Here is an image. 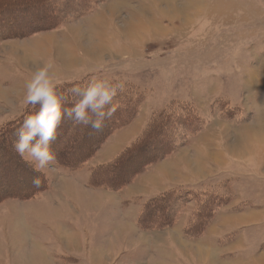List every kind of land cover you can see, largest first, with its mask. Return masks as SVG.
Masks as SVG:
<instances>
[{
	"label": "rangeland",
	"instance_id": "1",
	"mask_svg": "<svg viewBox=\"0 0 264 264\" xmlns=\"http://www.w3.org/2000/svg\"><path fill=\"white\" fill-rule=\"evenodd\" d=\"M47 61L65 93L94 77L124 90L99 132L65 119L41 173L13 144L38 109L25 83ZM263 134L264 0L2 4L0 264L22 258L24 220L42 264H264Z\"/></svg>",
	"mask_w": 264,
	"mask_h": 264
},
{
	"label": "clouds",
	"instance_id": "2",
	"mask_svg": "<svg viewBox=\"0 0 264 264\" xmlns=\"http://www.w3.org/2000/svg\"><path fill=\"white\" fill-rule=\"evenodd\" d=\"M60 81L54 63L43 62L25 83V104L33 108L16 130L13 149L34 171L43 172L55 160L51 144L57 139V129L67 119L83 128L96 132L105 127L117 111L114 97L124 90L123 83H113L108 78L94 77L83 87L73 85L67 93L60 90ZM71 103L72 107H65ZM39 186V176L33 178Z\"/></svg>",
	"mask_w": 264,
	"mask_h": 264
},
{
	"label": "crops",
	"instance_id": "3",
	"mask_svg": "<svg viewBox=\"0 0 264 264\" xmlns=\"http://www.w3.org/2000/svg\"><path fill=\"white\" fill-rule=\"evenodd\" d=\"M67 194V193H66ZM65 195V194H64ZM69 197L67 198L68 200H69V202L70 203H73L72 202V199H74L72 196H70V195H68ZM55 198H54V195H51V194H48V195H46L45 197H43V198H38V200H36L38 203L40 202V203H42V206H43V208L46 206V205H49V206H51L54 202H53V200H54ZM60 202V201H59ZM68 202V201H67ZM68 202V203H69ZM61 203V202H60ZM73 205H75L74 203H73ZM35 206H37V208H38V204L37 205H35L34 204V202L32 201L31 203H30V206L28 207V209L30 208V211H35V212H37V211H39V210H41L40 209V207H39V209H37V208H35ZM41 206V207H42ZM37 210V211H36ZM53 211H56V208L55 207H53ZM27 213H29V212H27ZM56 213V212H55ZM76 213L77 212H73V213H71V218H75L76 217ZM105 213V212H104ZM26 214V213H25ZM105 215H106V213H105ZM104 215V216H105ZM60 217V213H59V215L57 214V216H55L54 217V219L56 220V219H58ZM106 217V216H105ZM51 218V217H50ZM54 219H52L51 218V220H54ZM80 220H81V218H79ZM83 221V220H82ZM24 223L22 224V223H20V226L21 225H24L25 227H26V225H28L29 227H30V229L28 230V231H26L24 228H22V231H23V229H24V231H23V234L21 233V236H18V237H16L17 238V242H18V249H19V251H21V249L23 250V256H22V258H18L17 260H16V264H19L18 263V260L20 261L21 260V262H23V263H21V264H25V262L27 261V263L26 264H35L36 262L37 263H39V264H42L40 261H39V259H41V261H43V257L44 256H46V258H48V254H47V252H46V250L44 251V250H40L41 249V247L39 246V243H38V241H37V236H36V233L34 232V229H33V226H30L25 220L23 221ZM48 222H50V221H48ZM47 222V223H48ZM75 224H80V225H83L82 224V222L81 221H76L75 222ZM79 225V226H80ZM62 229V231H64V230H68V229H65L63 226L61 227ZM54 230H57V233H59V231L61 232V230L59 229V227H56ZM68 236H71L72 234H70V233H72V232H70V231H68V232H65ZM90 233H92V234H94V231L93 230H91V232ZM76 234V233H75ZM55 235L57 236V234H56V232H55ZM73 236V235H72ZM74 237V239H76V236H73ZM30 241V242H29ZM42 244V243H41ZM43 245H45V243L43 244ZM7 254H8V252H7ZM7 256V259H9L8 261L6 260V257L5 258H2V260H4V263L3 264H12V262H14V260H13V258L12 257H10V256H8V255H6ZM49 259V258H48ZM2 262V261H1Z\"/></svg>",
	"mask_w": 264,
	"mask_h": 264
},
{
	"label": "bare ground",
	"instance_id": "4",
	"mask_svg": "<svg viewBox=\"0 0 264 264\" xmlns=\"http://www.w3.org/2000/svg\"><path fill=\"white\" fill-rule=\"evenodd\" d=\"M95 51H97L96 49L93 51L92 50V52H90V50L88 51L89 53H91V55H92V53H94ZM64 53V52H63ZM62 60H64L65 61V64L67 63V62H69V61H71L73 58L72 57H68L67 55H65V54H62ZM31 58H32V56L31 55H29L28 53L27 54H23V56L21 57L20 56V61H23L24 63H29V62H31ZM262 125V123H261V118L258 120V123L254 126V131L256 130V132L255 133H259V126H261ZM257 128H259V129H257ZM247 133V132H246ZM259 135V134H258ZM257 135V136H258ZM264 135V134H263ZM262 135V136H263ZM247 136V135H246ZM257 138V137H256ZM263 138V137H262ZM250 139V138H249Z\"/></svg>",
	"mask_w": 264,
	"mask_h": 264
},
{
	"label": "trees",
	"instance_id": "5",
	"mask_svg": "<svg viewBox=\"0 0 264 264\" xmlns=\"http://www.w3.org/2000/svg\"><path fill=\"white\" fill-rule=\"evenodd\" d=\"M13 1V0H12ZM11 0H0V5H2V4H5V3H9V2H12ZM27 116L25 115L23 118H26ZM136 143V142H135ZM134 143V144H135ZM67 163V162H66ZM15 167V166H14ZM8 168V170H9V172H11V173H13L10 169L11 168H9V166L8 167H6V169ZM21 168V167H20ZM21 169H23V168H21ZM23 171V170H22ZM22 176H20V177H25V178H27V175H24V174H21ZM14 178V177H13ZM14 182H16V179L14 178V180H13ZM10 185V187H11V190L12 189H16V187L14 186V184H13V182H12V184H9ZM8 188V187H7ZM13 191V190H12ZM6 191H4V193H5Z\"/></svg>",
	"mask_w": 264,
	"mask_h": 264
}]
</instances>
